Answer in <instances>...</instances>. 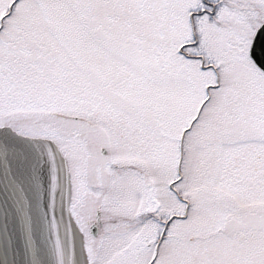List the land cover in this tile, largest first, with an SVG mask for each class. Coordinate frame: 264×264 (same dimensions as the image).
<instances>
[{
    "label": "snow or ice",
    "instance_id": "obj_1",
    "mask_svg": "<svg viewBox=\"0 0 264 264\" xmlns=\"http://www.w3.org/2000/svg\"><path fill=\"white\" fill-rule=\"evenodd\" d=\"M26 185L52 264H264V0H0V216Z\"/></svg>",
    "mask_w": 264,
    "mask_h": 264
},
{
    "label": "water",
    "instance_id": "obj_2",
    "mask_svg": "<svg viewBox=\"0 0 264 264\" xmlns=\"http://www.w3.org/2000/svg\"><path fill=\"white\" fill-rule=\"evenodd\" d=\"M27 206L21 201L19 211L13 204L8 205L10 217L0 216V249L7 245L11 238V251L17 264H36L33 253L39 264H52L50 256V237L38 205L36 193L28 185L24 187Z\"/></svg>",
    "mask_w": 264,
    "mask_h": 264
}]
</instances>
